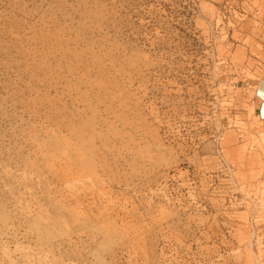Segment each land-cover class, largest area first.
<instances>
[{
  "label": "rangeland",
  "instance_id": "rangeland-1",
  "mask_svg": "<svg viewBox=\"0 0 264 264\" xmlns=\"http://www.w3.org/2000/svg\"><path fill=\"white\" fill-rule=\"evenodd\" d=\"M264 0H0V264H264Z\"/></svg>",
  "mask_w": 264,
  "mask_h": 264
},
{
  "label": "built area",
  "instance_id": "built-area-1",
  "mask_svg": "<svg viewBox=\"0 0 264 264\" xmlns=\"http://www.w3.org/2000/svg\"><path fill=\"white\" fill-rule=\"evenodd\" d=\"M259 97L264 101V94L262 90L258 91Z\"/></svg>",
  "mask_w": 264,
  "mask_h": 264
}]
</instances>
